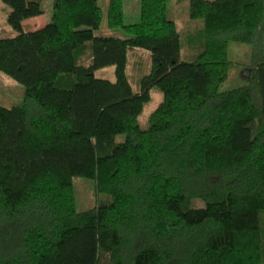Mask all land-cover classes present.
<instances>
[{
	"label": "trees",
	"instance_id": "1",
	"mask_svg": "<svg viewBox=\"0 0 264 264\" xmlns=\"http://www.w3.org/2000/svg\"><path fill=\"white\" fill-rule=\"evenodd\" d=\"M2 1L17 34L0 38V70L25 93L0 105V264H264V0H188L184 31L167 0H140L132 24L108 0L126 38L94 33L98 0H53L27 31L42 0ZM231 41L249 46L246 81L220 89ZM129 47L152 56L138 91ZM111 65L113 81L94 75ZM154 85L163 100L141 129ZM73 177L109 199L77 210Z\"/></svg>",
	"mask_w": 264,
	"mask_h": 264
},
{
	"label": "rangeland",
	"instance_id": "2",
	"mask_svg": "<svg viewBox=\"0 0 264 264\" xmlns=\"http://www.w3.org/2000/svg\"><path fill=\"white\" fill-rule=\"evenodd\" d=\"M52 1L42 0L43 14L25 21L24 30H31L36 25L43 26L50 20L52 14ZM123 1V21L125 24L138 23L140 19V0ZM102 9V19L99 27L94 31L96 35H112L119 38L129 37L122 28H109L106 25V9L108 0H98ZM188 0H167V17L173 20L179 31H184L191 19L188 13ZM10 8L0 0V38L13 37L17 31L8 22ZM40 26V27H41ZM249 46L243 43L231 41L227 46V56L232 62L228 79L221 85L220 89L235 87L246 81V65L249 57ZM196 55L193 49L181 48L180 59L191 61ZM152 56L150 51L143 48L129 47L126 53L125 75L133 91L140 88V78L150 71ZM94 75L98 78L115 79L114 66H106L96 69ZM25 89L24 86L11 76L0 70V105L6 108L18 106L22 103ZM150 98L143 104L142 110L137 117L141 129L148 128L149 117L154 109L163 100V93L157 85L149 90ZM124 134L115 137L116 142L124 140ZM73 193L77 210H85L95 206L98 201L109 199L106 195H97L94 188V181L84 177H73ZM192 207H203L204 202L200 199H192Z\"/></svg>",
	"mask_w": 264,
	"mask_h": 264
},
{
	"label": "crops",
	"instance_id": "3",
	"mask_svg": "<svg viewBox=\"0 0 264 264\" xmlns=\"http://www.w3.org/2000/svg\"><path fill=\"white\" fill-rule=\"evenodd\" d=\"M35 17H38V16H34V17H31V18L25 19V20L23 21V25H24L25 21L30 20V19L35 18ZM40 26H41V25H36V26L32 27L31 30H34V29H36V28H38V27H40ZM25 31H27V30H25Z\"/></svg>",
	"mask_w": 264,
	"mask_h": 264
}]
</instances>
